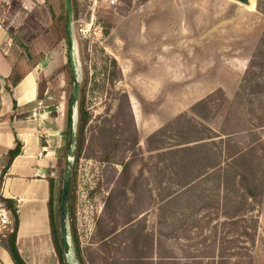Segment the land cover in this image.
<instances>
[{
	"label": "rangeland",
	"instance_id": "374dc122",
	"mask_svg": "<svg viewBox=\"0 0 264 264\" xmlns=\"http://www.w3.org/2000/svg\"><path fill=\"white\" fill-rule=\"evenodd\" d=\"M72 2L75 61L84 87L74 119L84 103L92 122L72 191L70 259L75 264H264V194L246 204L251 220L239 219L242 227H256L251 238L233 237L221 208L219 215L207 209L192 215L197 223L191 219L189 227L182 214L171 219L169 212L167 218L162 207L175 177L168 151L181 143L174 129L188 127L189 120L212 129L220 136L217 142L223 138L234 150H247V158L253 149L246 171L264 179V0L249 6L238 0ZM0 14L9 18L10 34L37 79L38 118L47 119L40 131L42 144L49 140L48 154L41 145L18 161L44 172L54 164L49 173L60 183L58 194L73 92L66 0H3ZM200 102L205 104L197 106ZM161 130L167 135L150 145L149 137ZM155 145L159 150L152 151ZM200 184L208 194L214 188L211 181ZM30 199L28 209L35 211L30 222L40 229L47 216L38 195ZM54 212L57 220V206ZM47 215L43 224L54 245L48 210ZM215 249L234 255L219 263L220 257H212Z\"/></svg>",
	"mask_w": 264,
	"mask_h": 264
},
{
	"label": "trees",
	"instance_id": "16d2710c",
	"mask_svg": "<svg viewBox=\"0 0 264 264\" xmlns=\"http://www.w3.org/2000/svg\"><path fill=\"white\" fill-rule=\"evenodd\" d=\"M205 102H200L197 106L204 105ZM195 107V110L197 108ZM194 121V120H193ZM178 125L184 126L179 120ZM188 127H179L174 129L181 139V143L173 145L168 151L170 156L168 157L172 163L173 173L175 175L174 180L171 181V186L167 188L164 207V216L169 218V212H171V219H178L177 215H181L184 226L193 227V223H190L192 215L200 213L201 210H211L212 214L219 215L220 208L223 210V214L228 219L230 225V231L232 236L236 237L237 234L245 235L247 238H251L253 231L256 227L250 225L239 224V219H242L245 223L251 218H247V214L252 211L247 208L246 204L250 203V200H257L261 194H264V179L260 178L253 173L248 174L246 170H249L251 157L255 155L254 150L251 149L250 158H247V150L236 151L230 145V140L221 138L219 142L216 141L219 135H216L212 129L208 128L201 122L188 121ZM164 131H157L149 137L148 142L158 144L161 140V135L166 136ZM213 132V133H212ZM165 142V141H164ZM162 144V143H161ZM165 144V143H163ZM167 144V143H166ZM215 145V146H211ZM224 145V146H223ZM158 145L151 146V150H159ZM22 152V144L18 142L16 148L12 149L8 153V165L4 169L2 174H5L13 160L19 156ZM252 161V160H251ZM243 165H247L248 169H243ZM251 170V169H250ZM208 171H211L210 173ZM211 181L214 188L210 193H206L207 190L203 189L205 183ZM74 188L72 189V191ZM235 198V199H234ZM73 192L71 194L70 204V217H73L74 205H73ZM240 199V200H239ZM7 205L13 210L16 218V231L4 242L15 264H27L24 258L21 256L17 246V231L19 228V215L17 208L13 200H6ZM53 206V199L51 202ZM51 227L54 235V246L58 252L60 263L66 264L63 258L64 243L60 232V210L58 209V219L55 218L54 208L51 207L50 212ZM164 220H166L164 218ZM196 222L194 219H192ZM192 222V221H191ZM197 223V222H196ZM197 227V226H196ZM73 233V230H72ZM75 233V231H74ZM74 233L73 238L76 240V249L78 250V258L80 263L82 258L79 255V246L77 237ZM107 236V235H106ZM104 236L103 238H106ZM153 242V239H152ZM154 244V242H153ZM216 242L214 243V249ZM230 248H233L232 246ZM224 252V251H223ZM220 251H212L213 258L220 257L219 263H224L226 258L233 256L234 253H223ZM237 254V253H236ZM153 255H149V259H152ZM131 258V257H128ZM140 262H144L145 256L139 255ZM169 258L174 261H178L173 256ZM125 258H122V260ZM223 259V260H222ZM194 260H199L198 257ZM177 263V262H176ZM204 262H200L203 264Z\"/></svg>",
	"mask_w": 264,
	"mask_h": 264
},
{
	"label": "crops",
	"instance_id": "0c3cea01",
	"mask_svg": "<svg viewBox=\"0 0 264 264\" xmlns=\"http://www.w3.org/2000/svg\"><path fill=\"white\" fill-rule=\"evenodd\" d=\"M2 2L0 0V6ZM13 11L17 13V9ZM10 28L9 18L0 14V197L13 200L18 209L17 246L26 263L60 264L55 246L49 241V229L45 227L49 219L45 173L42 168H34L33 163L21 165L18 161L24 154L35 153L41 148V125L47 119L38 118L41 112L36 113L39 109L36 106L37 79L34 71L26 68V58L11 36ZM15 76L18 78L12 82ZM38 119L41 123L36 122ZM18 142L22 144V152L2 178L9 161L8 153ZM15 166L19 171L13 172ZM32 195H38L35 200L40 202L47 216L45 221L42 218L40 229L30 222L35 212L28 209ZM0 264H15L5 245L0 246Z\"/></svg>",
	"mask_w": 264,
	"mask_h": 264
},
{
	"label": "flooded vegetation",
	"instance_id": "af4514ba",
	"mask_svg": "<svg viewBox=\"0 0 264 264\" xmlns=\"http://www.w3.org/2000/svg\"><path fill=\"white\" fill-rule=\"evenodd\" d=\"M72 6H73V2H72ZM74 7V6H73ZM69 50H70V47H69V41H68V36H67V58H68V65H69V71L71 72V75H72V78H73V86H74V75H73V70H72V62L69 58ZM76 52H77V45H76V42H75V48H74V54L76 56ZM79 72V71H77ZM79 74V73H78ZM80 78V76H79ZM85 88H87V86H85ZM84 87L82 88V85H81V82H80V93L81 91L83 92V96H84V91H83ZM89 89V88H88ZM80 95V94H79ZM84 102V101H83ZM87 103V102H86ZM87 110V107L85 106V109H84V103L81 107V111H79L80 115L78 116V121L76 122L75 120V131H76V138H75V144L72 145L71 142H70V127H71V115H72V111H71V108L69 110V124H68V129H67V132H66V141H65V144L62 146V152L60 153V159H62L63 156H65V165H64V170H63V175H62V187H63V178H64V172H65V167H66V163H67V160H68V154L71 150L74 151V156L71 157V162L73 164V176H72V184H71V194H72V189L76 187V179H77V175H78V172L80 171L83 163H80L81 161L84 160V152H85V149L87 147V145L89 144V140L87 139V133H88V130H89V125L91 124V120H89V114L88 112H86ZM76 123H80V125L78 126L77 124V127H76ZM45 142L48 144H42V141H41V145L42 146V151L43 152H46V154H48L49 152V149H50V144H49V140L48 139H45ZM61 147V145H58ZM43 154V153H41ZM57 162V161H56ZM50 167H53L55 166L54 164H49ZM49 165H46L45 166V174H44V178H45V181L47 183V194H48V203H47V206H48V212H49V216H50V212H51V207L53 208H56L57 206V210L59 209L60 210V204H61V196H62V187L59 189L61 190V192H59L58 190V194H57V188H56V185H59V184H56L57 183V180L56 178H54V175L50 174L49 173ZM47 168V169H46ZM49 173V174H48ZM41 176V175H40ZM71 194H70V204H71ZM52 199H53V206H51V202H52ZM69 211H70V208H69ZM70 216V214H69ZM50 221H51V217H50Z\"/></svg>",
	"mask_w": 264,
	"mask_h": 264
},
{
	"label": "water",
	"instance_id": "95a60500",
	"mask_svg": "<svg viewBox=\"0 0 264 264\" xmlns=\"http://www.w3.org/2000/svg\"><path fill=\"white\" fill-rule=\"evenodd\" d=\"M245 4H250V0H238ZM66 29L67 36L69 41V58L72 62V70L74 75V86L71 98V127H70V142L72 145L75 144L76 131H75V110L78 104L79 94H80V78L76 68L75 61V40H74V31H73V6L72 0H66ZM74 156V151L71 150L68 154V160L65 167L64 178H63V187H62V196L60 204V232L61 237L64 243V261L66 264H75L70 259L71 254V242H70V231H69V221H70V194H71V184L73 176V164L71 162V157Z\"/></svg>",
	"mask_w": 264,
	"mask_h": 264
},
{
	"label": "built area",
	"instance_id": "2783aa9c",
	"mask_svg": "<svg viewBox=\"0 0 264 264\" xmlns=\"http://www.w3.org/2000/svg\"><path fill=\"white\" fill-rule=\"evenodd\" d=\"M120 0H111L116 4ZM18 213V209H17ZM16 218L13 210L7 205L4 198L0 197V246L16 231Z\"/></svg>",
	"mask_w": 264,
	"mask_h": 264
},
{
	"label": "bare ground",
	"instance_id": "6f19581e",
	"mask_svg": "<svg viewBox=\"0 0 264 264\" xmlns=\"http://www.w3.org/2000/svg\"><path fill=\"white\" fill-rule=\"evenodd\" d=\"M251 4H252V0H250V4H248V6L251 5ZM253 5H254V3H253Z\"/></svg>",
	"mask_w": 264,
	"mask_h": 264
}]
</instances>
